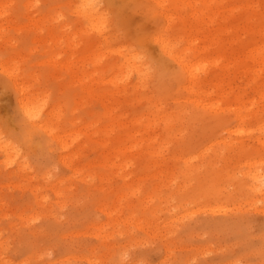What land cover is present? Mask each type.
<instances>
[{
    "label": "rangeland",
    "instance_id": "1",
    "mask_svg": "<svg viewBox=\"0 0 264 264\" xmlns=\"http://www.w3.org/2000/svg\"><path fill=\"white\" fill-rule=\"evenodd\" d=\"M262 181L264 0H0V264H264Z\"/></svg>",
    "mask_w": 264,
    "mask_h": 264
},
{
    "label": "snow or ice",
    "instance_id": "2",
    "mask_svg": "<svg viewBox=\"0 0 264 264\" xmlns=\"http://www.w3.org/2000/svg\"><path fill=\"white\" fill-rule=\"evenodd\" d=\"M91 6L96 7V8L102 7L100 5H91ZM27 117L29 120H32V121H39L42 119V117L40 116V110H38V109L28 110ZM29 134L35 135V132L29 130ZM262 183H264V181H262ZM125 260H127V257H125ZM127 264H131V261H128ZM189 264H197V261H191V262H189Z\"/></svg>",
    "mask_w": 264,
    "mask_h": 264
},
{
    "label": "bare ground",
    "instance_id": "3",
    "mask_svg": "<svg viewBox=\"0 0 264 264\" xmlns=\"http://www.w3.org/2000/svg\"><path fill=\"white\" fill-rule=\"evenodd\" d=\"M88 5H89V4H88ZM90 6H91V3H90ZM90 6H89V7H90ZM90 8H91V7H90ZM92 8H93V7H92ZM92 8H91V9H92ZM94 8H95V7H94ZM91 9H89V11H90ZM87 11H88V10H87ZM90 12H91V11H90ZM184 66H186V64H185ZM25 110H26V109H25ZM24 113H25V115L27 116V111L24 112ZM28 130H29V129H28ZM259 191H261V190H259Z\"/></svg>",
    "mask_w": 264,
    "mask_h": 264
},
{
    "label": "clouds",
    "instance_id": "4",
    "mask_svg": "<svg viewBox=\"0 0 264 264\" xmlns=\"http://www.w3.org/2000/svg\"><path fill=\"white\" fill-rule=\"evenodd\" d=\"M101 264H104V262H101ZM109 264H118V262H116V261H111V262H109Z\"/></svg>",
    "mask_w": 264,
    "mask_h": 264
}]
</instances>
